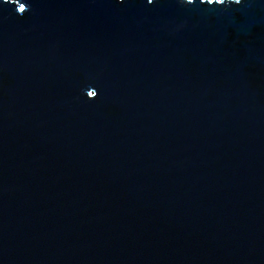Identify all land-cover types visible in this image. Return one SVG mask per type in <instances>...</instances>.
<instances>
[{"label": "water", "instance_id": "obj_1", "mask_svg": "<svg viewBox=\"0 0 264 264\" xmlns=\"http://www.w3.org/2000/svg\"><path fill=\"white\" fill-rule=\"evenodd\" d=\"M0 264H264V0H0Z\"/></svg>", "mask_w": 264, "mask_h": 264}, {"label": "snow or ice", "instance_id": "obj_2", "mask_svg": "<svg viewBox=\"0 0 264 264\" xmlns=\"http://www.w3.org/2000/svg\"><path fill=\"white\" fill-rule=\"evenodd\" d=\"M125 0H119V3L123 4ZM229 4L232 5H241L242 0H228ZM148 4H153V0H147ZM181 3L186 5H194L195 3L204 4L207 3L209 5L216 4V5H224L225 0H181ZM25 11V9L23 10ZM89 96L93 95L91 92L88 93Z\"/></svg>", "mask_w": 264, "mask_h": 264}]
</instances>
